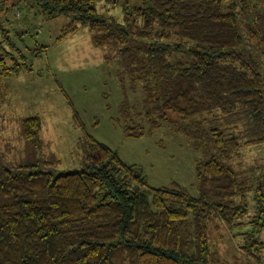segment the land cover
<instances>
[{"label":"trees","instance_id":"1","mask_svg":"<svg viewBox=\"0 0 264 264\" xmlns=\"http://www.w3.org/2000/svg\"><path fill=\"white\" fill-rule=\"evenodd\" d=\"M104 1L106 11L111 0H0V8L10 13L25 5L50 20L68 17L60 40L88 28L107 60L138 64L142 77L158 86L146 85L143 105H156L146 116L156 125L208 116L194 130H181L204 148L197 168L200 196L180 186L149 187L138 168L89 135L78 141L83 167L58 175L56 156L39 168L8 161L0 148V264H219L210 248L218 220L231 229L250 226L241 234L242 250L261 260L264 175L240 180L234 158L243 137L222 127L216 113L230 123L247 120L252 128L245 144H264V11L252 0H142L132 9L128 1L114 0V8L123 6L120 21L100 12ZM0 31L1 48L16 43L10 31ZM17 52L20 60L0 56L1 77L23 65L32 71ZM183 54L187 63L174 60ZM42 131L39 116L26 118L19 141L48 148ZM126 131L131 137L145 133L141 126Z\"/></svg>","mask_w":264,"mask_h":264},{"label":"rangeland","instance_id":"2","mask_svg":"<svg viewBox=\"0 0 264 264\" xmlns=\"http://www.w3.org/2000/svg\"><path fill=\"white\" fill-rule=\"evenodd\" d=\"M123 1H128L127 6L132 9L142 0H119ZM107 2L106 11L102 9L105 1L98 4L100 12L123 21V6L114 8V0ZM252 2L264 11V0ZM10 6L11 3L7 7ZM16 9L7 13L0 8V28L10 31L13 42L16 39L10 46L13 49L0 46V56L10 53L6 60L7 56L20 60L17 52L20 49L25 60L21 62L32 71L23 65L10 77L0 76V148L1 152L9 153L7 160L42 168L44 160L56 156L59 166L55 174L80 170L83 166L78 141L89 135L117 152L126 165L138 168L140 177L147 180L149 187L174 189L180 186L190 195L199 197L197 168L205 157L204 148L201 144L197 149L181 130H194L196 122L210 118L182 121L172 115L171 118L178 120L177 125H156L146 117L156 105L152 102L146 103L144 108L143 105L146 85L156 91L158 86L153 78L142 77L143 69L138 64L129 65L120 57L107 60V50L94 45V33L88 28L80 27L76 34L60 40L71 23L68 17L50 20L37 15V11H28L25 5ZM3 35L0 31V39ZM18 36L22 41H17ZM174 60L189 61L185 54ZM142 114L145 117L142 118ZM35 116L43 121V142L48 148L43 145L39 149L33 142L26 147L19 141L22 121ZM216 116L217 122L229 133L234 131L243 137L244 145L234 162L240 180L255 182L256 176L264 175V144H245L251 139L252 128L247 120L230 123L221 113ZM139 126L144 128V136H129L126 128ZM251 205L254 206L253 197ZM255 213L252 208L249 218ZM213 227L210 248L219 264H264V253L261 260H256L242 250L241 234L250 230V226L231 229L218 220Z\"/></svg>","mask_w":264,"mask_h":264},{"label":"crops","instance_id":"3","mask_svg":"<svg viewBox=\"0 0 264 264\" xmlns=\"http://www.w3.org/2000/svg\"><path fill=\"white\" fill-rule=\"evenodd\" d=\"M264 238V237H263Z\"/></svg>","mask_w":264,"mask_h":264}]
</instances>
